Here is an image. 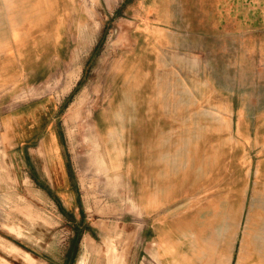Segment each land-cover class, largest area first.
Wrapping results in <instances>:
<instances>
[{
  "label": "rangeland",
  "instance_id": "rangeland-1",
  "mask_svg": "<svg viewBox=\"0 0 264 264\" xmlns=\"http://www.w3.org/2000/svg\"><path fill=\"white\" fill-rule=\"evenodd\" d=\"M262 63L264 0H0V264H167L141 183L259 178Z\"/></svg>",
  "mask_w": 264,
  "mask_h": 264
},
{
  "label": "crops",
  "instance_id": "crops-1",
  "mask_svg": "<svg viewBox=\"0 0 264 264\" xmlns=\"http://www.w3.org/2000/svg\"><path fill=\"white\" fill-rule=\"evenodd\" d=\"M226 38L228 51L234 52V44L238 37L230 35ZM247 55L249 56L247 63H249L252 61V55L250 52H247ZM259 66L254 77L251 66L247 64L244 67L245 72L249 70L250 72L245 74L242 88H238L248 92V99L244 104L246 113L244 121L249 128L250 140L259 136L258 131L264 128V75L262 74L264 63ZM246 84L249 87H246ZM21 111L25 112V109ZM261 143L264 144L263 138ZM255 155L258 159V169L255 171L258 172L259 178L256 174L253 178V174L249 171V176H245L237 185L234 180H224L221 185L205 188L204 185L220 182L221 169L218 163L210 165L211 170L216 173L212 174L211 179L201 177L190 181L180 174L169 177L166 174L165 178L149 179L141 183L143 198L140 194L137 197L141 208L153 212L161 221L160 238L157 239L161 259L167 264H264V225H262L264 209L259 205L264 206V145L256 150ZM139 160L135 159V163L141 179L146 176L147 170L149 175L154 177L153 169L152 172L146 167L141 169ZM227 163L222 170H225L229 176V172L233 171V165ZM52 164L49 163L47 171L53 174L55 170L59 175L60 166L55 167ZM53 175L54 178L55 172ZM57 180L59 182V178ZM256 189H259L260 194L254 193ZM64 192L61 191L62 194ZM182 204H185L183 208H186L187 212H179ZM225 207L227 212L221 215L220 211ZM237 208L238 220H235ZM197 211L201 212L198 218ZM255 212L260 213L257 217L259 226L253 227L252 218ZM187 217L197 219L195 227L181 225ZM220 218L224 220L223 226L217 225ZM241 220L245 225L236 226L235 222Z\"/></svg>",
  "mask_w": 264,
  "mask_h": 264
},
{
  "label": "bare ground",
  "instance_id": "bare-ground-1",
  "mask_svg": "<svg viewBox=\"0 0 264 264\" xmlns=\"http://www.w3.org/2000/svg\"><path fill=\"white\" fill-rule=\"evenodd\" d=\"M86 249H87V248H86ZM87 250H88V249H87ZM83 256H84V259L88 258V254H87V252L84 251ZM83 256H82V258H83Z\"/></svg>",
  "mask_w": 264,
  "mask_h": 264
}]
</instances>
